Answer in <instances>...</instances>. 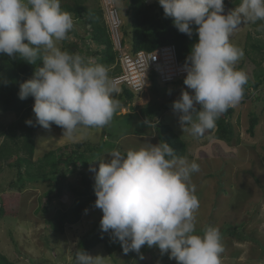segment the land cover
<instances>
[{"label":"clouds","instance_id":"obj_1","mask_svg":"<svg viewBox=\"0 0 264 264\" xmlns=\"http://www.w3.org/2000/svg\"><path fill=\"white\" fill-rule=\"evenodd\" d=\"M166 17L182 34L198 39L190 48L180 97L172 109L182 131L203 137L216 121L244 96L248 75L235 66L244 51L231 43L242 23L264 21V0H241L225 12L224 0H158ZM229 5V4H228ZM74 21L60 0H0V54L30 64L42 60L33 76L20 83L21 100L34 98L30 126L50 130L59 126L65 139L77 142L81 129L103 128L116 112L118 91L108 69L78 53L61 50ZM27 41V42H25ZM6 82V81H5ZM94 173V206L103 213L100 227L121 244L124 254L141 260L143 246L158 247L177 264H222L224 251L219 227L196 234L194 213L200 206L192 174L200 171L195 159L177 156L165 141L141 143L139 148L107 153ZM87 211V209L85 210ZM75 264H102V257L76 249Z\"/></svg>","mask_w":264,"mask_h":264},{"label":"rangeland","instance_id":"obj_2","mask_svg":"<svg viewBox=\"0 0 264 264\" xmlns=\"http://www.w3.org/2000/svg\"><path fill=\"white\" fill-rule=\"evenodd\" d=\"M230 1L224 0L225 6ZM104 2L87 0L86 4L92 8L104 6L103 10L105 9L104 13L107 15ZM115 2L122 20L126 22V15L123 13L125 3L120 0ZM148 2L159 6L158 0ZM67 3L73 6L76 1L60 0V5ZM71 15L74 21L73 29L66 39L57 42V46L63 51L68 45L79 43L81 47L83 38H91V26L88 22L77 18L74 13ZM104 20L109 23L107 16ZM121 30L128 43L126 47H133L131 35L125 36L123 28ZM258 40L264 43V21L242 23L241 28L231 36V43L244 51L243 58L235 67L245 71L252 84L257 79L256 74H259L261 69L264 70V53L254 50L250 45ZM91 44L94 51H104L103 46ZM83 49L87 51L85 46ZM88 58L98 61V57ZM107 69L111 79L114 67ZM182 89L191 91L182 82L176 81L158 88L151 81L143 92L136 94L129 105L125 104V97L118 98L113 94L119 106L111 122L103 128L81 129L79 134L83 139L77 142L62 137L63 131L59 126L52 125L50 130L42 127L36 134L35 161L43 158L48 151L65 152L63 147L69 144L74 147L76 143H83L84 148L88 149H96L98 146L94 160H110L111 157L107 153L112 150L139 148L143 142L159 143V128L152 125L150 120L169 124L187 143V159H195L200 164V171L192 174V183L196 186L195 194L200 202L198 210L194 213L196 234L202 236L208 226L219 227L222 236L232 231L235 234H227L222 238V264H264V85L260 89L251 88L253 96L243 97L242 101L233 107L235 111L232 116L226 113L220 116L219 119L225 117L230 120L234 127L235 138L232 142L218 140L214 132L207 131L203 137H195L189 131L183 132L173 109L155 104L156 101L165 103L169 97L173 99L172 102L175 101L180 97ZM157 106L160 109L151 111ZM253 114L259 117L254 135L250 132ZM17 119L16 113L0 110V148L12 142L7 132L9 126ZM17 133L19 137L25 135L23 130H18ZM217 151L223 154L217 155ZM12 159L17 160L15 157ZM94 160L91 165L98 170L99 162ZM89 167L90 165H80L78 171L69 172V169L61 165L59 175H68L63 179L64 189L58 193L49 185V180L28 181L22 189L12 187L18 178L17 168L4 160L0 172V199L7 195L11 200H15L19 212L17 216L0 219V252L14 264H75V250L79 248L80 242L102 230V211L94 206L85 212L80 222L68 225L63 233L54 232L48 226L47 219L59 209H65L74 202L72 188L84 190L82 175L86 174L94 181V173L89 171ZM49 191L51 194L48 201ZM44 206L48 212L43 210ZM141 253L143 260L135 252L124 254L119 242L112 253H109L103 244L88 252L93 256H101L102 264H177L175 259H170L167 253L162 255L155 246L149 248L145 245L141 248Z\"/></svg>","mask_w":264,"mask_h":264},{"label":"trees","instance_id":"obj_3","mask_svg":"<svg viewBox=\"0 0 264 264\" xmlns=\"http://www.w3.org/2000/svg\"><path fill=\"white\" fill-rule=\"evenodd\" d=\"M76 4L72 6L71 3L61 5V9L74 13L77 18L85 19L90 27L91 38H83V45L80 47L79 43L74 45H68L64 51L69 53H78L81 56L88 58V56L98 57L100 64H103L107 68L114 67L111 72V80L121 74L122 67L119 65V52L115 50V44L112 38L110 28L104 20L106 15L104 13L102 5L97 7H89L87 0H75ZM118 1V0H117ZM125 3L123 13L126 15V22L123 23L122 28L125 36L130 34L133 50L140 51H154L158 47L163 45H175L178 54V60L184 64L187 55L190 52V48L198 39V35L195 31L193 24V34L189 37L187 34L180 33L173 24L171 17L164 15L162 6H158L155 3H149L148 0H120ZM241 0H231L229 5L233 8L238 6ZM104 18V19H103ZM251 37V36H250ZM95 42V43H94ZM101 45L104 47V51H94L92 44ZM124 44H128L124 39ZM254 50L264 53V43L260 40L250 44ZM83 46L87 48V51L83 49ZM253 61L256 62L255 59ZM42 60H38L37 63L30 64L19 58L13 59L7 54H0V110L4 112H14L17 114L18 119L9 126L7 134L11 139L10 144H4L0 148V172L2 170V162L5 160L10 166L17 168V180L13 182L12 187L22 189L24 185L30 182L49 180V185L53 187L58 193L64 189L63 179L68 174L64 173L59 175L61 165H64L69 172L78 171V167H88L92 164L96 155V149L84 148L83 143H76L73 147L71 144L62 148L65 152L58 153V151H48L44 154L43 158H39L35 161V155L37 153L36 147V134L37 131L42 128L39 125L30 126L26 124L27 119H33L35 117L33 113L34 98L29 97L25 100H21L18 96L20 83L30 79L37 67H42ZM256 80L252 84L251 80L244 85L245 98L252 97L253 89H260L264 85V70L261 69L259 74H256ZM152 81L154 85H163L157 79L155 74L152 75ZM6 81V82H5ZM184 79L178 80L183 83ZM160 84V85H158ZM171 84V83H170ZM136 94L126 85H123L120 90L114 93L118 98L125 97V104L129 105L136 97ZM178 99V97H177ZM172 98H167L165 103L155 104L165 105L167 108H172ZM160 109L159 106L152 108L151 111ZM234 108H229L226 115L232 116ZM154 117V115H153ZM153 121V122H152ZM152 125H156L159 128L158 138L160 141H165L175 150L177 156L188 157V145L187 143L174 131V129L163 122L157 123L153 119L150 120ZM157 123V124H156ZM259 124V117L253 114L251 117L250 132L255 134V129ZM151 125V126H152ZM53 126H56L53 124ZM18 130L25 131V135L19 137ZM208 132H214L215 137L218 140H224L232 142L235 138V130L230 120L225 117L217 120V127L209 130ZM134 133V132H132ZM22 140L20 141L19 139ZM19 140V141H16ZM217 147V146H216ZM68 151V152H66ZM91 151V152H90ZM90 152V153H89ZM217 155H222L223 152L217 151ZM17 158L14 160L12 158ZM220 157V156H219ZM82 183L84 190L81 191L77 188H72L75 200L65 209H59L52 217L47 219L48 226L56 233H63L68 225H74L81 221L85 210L87 211L94 207L96 196L94 193V181L86 174L82 175ZM50 191L47 193V200H50ZM43 210L48 212L46 206ZM18 204L15 200H11L7 195H3L0 199V219L6 216L18 215ZM227 234H235L234 232H227ZM227 234L222 236L225 237ZM103 244L109 253H112L118 242H113L110 238V234L103 232L102 230L93 235L91 238L87 237L83 239L79 244V249H83L87 253ZM0 264H14L6 255L0 252Z\"/></svg>","mask_w":264,"mask_h":264},{"label":"built area","instance_id":"obj_4","mask_svg":"<svg viewBox=\"0 0 264 264\" xmlns=\"http://www.w3.org/2000/svg\"><path fill=\"white\" fill-rule=\"evenodd\" d=\"M116 0H103L106 6L107 17L109 18V28L115 44V50L119 52V65L122 72L116 75L111 81L120 90L126 85L135 93H141L150 85L152 75L163 84L174 83L184 79L186 72L182 63L178 60L175 45H163L154 51H134L124 44L122 25L124 21L116 8Z\"/></svg>","mask_w":264,"mask_h":264},{"label":"water","instance_id":"obj_5","mask_svg":"<svg viewBox=\"0 0 264 264\" xmlns=\"http://www.w3.org/2000/svg\"><path fill=\"white\" fill-rule=\"evenodd\" d=\"M233 7H231L230 5H228L226 8H225V12L224 14H227L228 11L232 10Z\"/></svg>","mask_w":264,"mask_h":264},{"label":"flooded vegetation","instance_id":"obj_6","mask_svg":"<svg viewBox=\"0 0 264 264\" xmlns=\"http://www.w3.org/2000/svg\"><path fill=\"white\" fill-rule=\"evenodd\" d=\"M228 5L225 6V8L227 7Z\"/></svg>","mask_w":264,"mask_h":264}]
</instances>
